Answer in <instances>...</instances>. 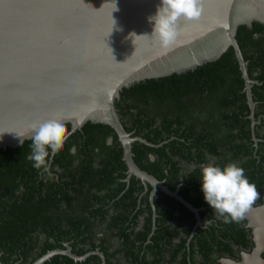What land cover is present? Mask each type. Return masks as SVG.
Returning a JSON list of instances; mask_svg holds the SVG:
<instances>
[{
	"label": "trees",
	"instance_id": "obj_1",
	"mask_svg": "<svg viewBox=\"0 0 264 264\" xmlns=\"http://www.w3.org/2000/svg\"><path fill=\"white\" fill-rule=\"evenodd\" d=\"M236 40L248 76L259 81L253 83L252 95L264 100V24L238 25ZM115 106L125 129L148 142L132 143L135 162L167 187L178 186L195 206H204L200 214L207 225L197 227L190 238L192 261L196 250L202 258L199 264H216L217 256L235 255L234 242L248 244L242 217L219 219L221 214L204 200L199 180L208 163L236 162L260 193L253 203L262 201L264 126H251L244 79L232 46L194 69L123 87ZM261 107L264 111V103ZM64 124L66 134L70 123ZM66 137L53 154L45 146L43 164L35 166L29 159L30 139L0 150V259L5 264H30L67 242L77 255L101 251L105 263L97 253L83 259L56 253L40 264H123L124 259L130 264H188L185 246L193 213L157 188L156 228L148 237L149 191L141 194L144 185L134 175L126 180L127 166L113 129L87 121ZM73 146L75 153L70 151ZM142 214L144 227L137 228ZM181 228L176 243L173 238Z\"/></svg>",
	"mask_w": 264,
	"mask_h": 264
},
{
	"label": "water",
	"instance_id": "obj_2",
	"mask_svg": "<svg viewBox=\"0 0 264 264\" xmlns=\"http://www.w3.org/2000/svg\"><path fill=\"white\" fill-rule=\"evenodd\" d=\"M158 4L159 0H0V150L21 145L16 134H23L24 142L30 136L29 125L45 115L69 122L66 136L87 121L105 123L122 147L126 180L134 175L145 189L150 185L152 205L159 188L199 220L198 208L178 194V187L170 189L135 162L132 143L148 142L125 129L115 99L123 87L194 69L232 46L252 109V80L236 31L240 24H264V0H198L199 16L178 18L177 35L167 46L151 34L147 19ZM56 253L74 259L97 253L105 263L101 251L77 255L65 242L64 248L50 249L30 264ZM0 264L5 263L0 259Z\"/></svg>",
	"mask_w": 264,
	"mask_h": 264
},
{
	"label": "clouds",
	"instance_id": "obj_3",
	"mask_svg": "<svg viewBox=\"0 0 264 264\" xmlns=\"http://www.w3.org/2000/svg\"><path fill=\"white\" fill-rule=\"evenodd\" d=\"M199 14L198 0H159L155 13L147 19L152 24L151 34H155L161 46H167L177 35L178 18L181 16L186 19L195 18ZM132 34L146 35V33ZM132 42L134 44V40ZM113 58L115 59L114 56ZM29 128L28 139L31 141L29 159L34 166L43 164L45 146L54 153L63 146L67 138L64 121L55 114L39 118L30 124ZM22 135L16 134L20 138L21 144L23 143ZM70 151L75 153V146ZM244 172L245 170L236 162H229L223 166L211 162L201 169L199 180L203 198L212 209L224 215L226 220L229 217L232 219L241 218L249 205L260 195L256 185L249 181Z\"/></svg>",
	"mask_w": 264,
	"mask_h": 264
},
{
	"label": "flooded vegetation",
	"instance_id": "obj_4",
	"mask_svg": "<svg viewBox=\"0 0 264 264\" xmlns=\"http://www.w3.org/2000/svg\"><path fill=\"white\" fill-rule=\"evenodd\" d=\"M251 80H252L251 88H252V85L254 82L259 83V81L253 77L251 78ZM251 96H252V101H253L252 109L250 108V105L247 101L248 106H249V110H248L247 115L250 118L251 126L255 127L256 125L259 126L260 124L264 126V124L262 123V121L264 122V120H262V119H264V111H263V108L261 107L262 103H264V100H261V98H259V97H253L252 90H251ZM261 128L264 129L262 126H261ZM89 159H90V163L91 162H92V164L95 163L93 160H91V158H89ZM74 163L76 164L77 160H74ZM176 187H178V186H176ZM150 190H151V188L149 190H148V188L147 189L144 188L143 192L141 194H144L146 191H149V194H150ZM178 194H180L179 193V187H178ZM155 195H156V192L153 195V198ZM184 199H186V198H184ZM176 200H178V199H176ZM187 201H189V200H187ZM150 204H151V209H152V214H151V216H152L151 217L152 218V227H151V231L149 232L148 237H150L153 234V232L156 228L155 218L157 215L154 203L152 205V202H150ZM191 204L194 207L198 208L199 220L197 219L195 213L186 206L188 208V210L193 213L194 218H195V221L193 223V226H192L191 232L189 234L188 240L186 241L185 249L187 248V251H188V254H186V257H187L188 264H195V263L199 264V262L201 261L202 258H200L201 255L196 250L194 252L198 256H196L194 258L195 260H193V261L190 258L189 242H190V240H191L190 238H191L192 234L195 232L196 228L197 227H205L207 225V221L204 222L202 220L201 214H200V211L204 209V206H195L193 203H191ZM143 215L144 214L140 215V217H139L140 219L136 223L137 228H143L144 227V220L145 219L143 218ZM146 216H147V213H146ZM218 217L221 220H226L223 215L218 216ZM239 221H240V226L244 227V231L246 232L248 244L244 245L242 243L234 242L233 248H234V254L235 255H229L228 253H224V254L220 255L219 257L217 256L216 261L214 263H216V264H264V234H263L264 233V192L262 195V201L260 203H256V204H254L252 202L249 205V207L245 210V212L242 216V219ZM172 225H175V223L173 222ZM182 233H183V229L181 228L178 235L173 238L174 242L177 243L180 240V236L182 235ZM260 233L262 234V236L259 237L258 234H260ZM261 238H262V240H260ZM184 251L185 250L182 249L176 255L175 260L177 262L181 260L182 254L184 253ZM168 258H170V256H169L168 252H166V259H168ZM172 262H174V261H172ZM123 264H130V263H128L124 259ZM166 264H168V261L166 262ZM181 264H183V263L181 262Z\"/></svg>",
	"mask_w": 264,
	"mask_h": 264
},
{
	"label": "bare ground",
	"instance_id": "obj_5",
	"mask_svg": "<svg viewBox=\"0 0 264 264\" xmlns=\"http://www.w3.org/2000/svg\"><path fill=\"white\" fill-rule=\"evenodd\" d=\"M264 234V233H263ZM258 236L260 237V236H262V234L260 233V234H258ZM260 240H262V238L260 239ZM262 245V244H261ZM249 261V260H248ZM246 262V261H245Z\"/></svg>",
	"mask_w": 264,
	"mask_h": 264
}]
</instances>
